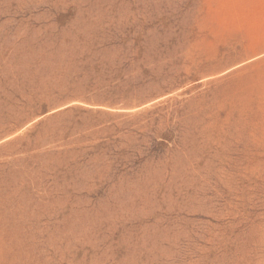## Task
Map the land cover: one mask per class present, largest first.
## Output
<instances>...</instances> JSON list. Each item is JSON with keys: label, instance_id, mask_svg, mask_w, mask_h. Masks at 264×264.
Listing matches in <instances>:
<instances>
[{"label": "rangeland", "instance_id": "rangeland-1", "mask_svg": "<svg viewBox=\"0 0 264 264\" xmlns=\"http://www.w3.org/2000/svg\"><path fill=\"white\" fill-rule=\"evenodd\" d=\"M0 264H264V0H0Z\"/></svg>", "mask_w": 264, "mask_h": 264}]
</instances>
